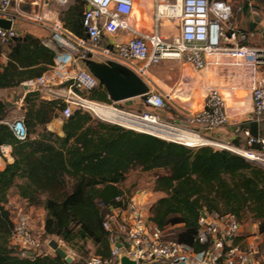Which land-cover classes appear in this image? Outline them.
<instances>
[{"label":"built area","instance_id":"built-area-1","mask_svg":"<svg viewBox=\"0 0 264 264\" xmlns=\"http://www.w3.org/2000/svg\"><path fill=\"white\" fill-rule=\"evenodd\" d=\"M25 1L0 0V20L10 22L8 29L0 26V45L8 44L19 35L12 27L15 18L48 27L50 36L39 40L52 45L53 64L43 74L22 82L20 86L27 92H37L42 99L59 100L63 104L62 118L80 109L100 121L185 147L210 146L228 150L264 169V137H253L243 130L245 148L232 149L208 136L228 122L225 99L217 88L207 91L199 110H180L185 123L180 127L158 117L156 111L163 109L170 97L152 90L148 79L149 68L162 60L182 61L203 76L209 59L216 56L228 59L235 67L264 66V47H221L222 41L238 39L243 42L247 39V34L229 26L232 10L228 0H143L153 12L149 30L136 25L141 19V13L137 19L134 16L136 0H82L85 2L81 19L84 37L64 28L58 17L46 18L40 11L22 12L19 5ZM70 1L74 0H34L31 3L37 7L49 4L65 6ZM262 14L264 16V7ZM163 20L167 24H163ZM162 27H167L164 35L160 31ZM86 59L113 62L137 75L148 87L147 93L136 97L140 99L137 108L123 110L117 106L119 102L88 99L86 94L98 87V81L84 68L82 61ZM250 100L252 112L247 122L258 121L264 113L263 80L252 88ZM102 109L143 120L152 127L122 124L101 113ZM9 126L18 140L25 138L26 131L20 120ZM178 133L195 138L194 144L177 137ZM9 148L0 146V155L3 156ZM139 193L138 190L132 194L123 193L114 198V205L104 206L106 215L102 228L107 233L109 255L105 258L91 255L81 264H117L120 252L135 264H260L255 245L240 234L241 225L233 215L201 211L203 214L200 213L196 232V242L201 249L195 250L168 238L167 230L159 229L150 220L148 208L138 200ZM48 241L41 240L40 229L28 215L19 213L15 216L10 242L21 256L40 253Z\"/></svg>","mask_w":264,"mask_h":264},{"label":"trees","instance_id":"trees-1","mask_svg":"<svg viewBox=\"0 0 264 264\" xmlns=\"http://www.w3.org/2000/svg\"><path fill=\"white\" fill-rule=\"evenodd\" d=\"M84 8V1L74 0L60 13L64 28L78 37L85 36ZM5 56L0 90L43 74L53 64L54 52L37 37L19 34L6 44ZM86 97L108 102L101 87ZM62 108L59 100L26 92L20 109L26 136L18 140L2 122L7 110L0 101V146H9L12 158L0 170V264H66L42 248L40 253L21 256L12 245L15 217L4 207L11 188L28 206L44 210L43 242L50 237L69 246L89 242L93 255L107 257L104 206L114 205V198L125 193L121 184L132 169L163 171L155 176L153 190L159 196L148 213L159 229H172L168 238L200 250L196 232L203 210L233 215L239 223L250 217L258 222V233H264V169L257 163L228 150L189 148L125 129L80 109L62 118ZM58 117L61 136L46 129Z\"/></svg>","mask_w":264,"mask_h":264},{"label":"crops","instance_id":"crops-1","mask_svg":"<svg viewBox=\"0 0 264 264\" xmlns=\"http://www.w3.org/2000/svg\"><path fill=\"white\" fill-rule=\"evenodd\" d=\"M32 1L34 0H26L21 3L19 9L21 10L23 6H28V10L21 11L26 13L40 11L46 18L52 19L53 17L54 19L58 17L60 19V13L54 9L56 5L49 4L37 7L31 3ZM262 2L264 1L238 0L235 6L232 4V16L229 20V26L247 34V39L243 42L238 39L236 41H222V48L232 45H243L253 48L264 47V16L262 14L264 3ZM12 27L19 34H29L40 40L50 36L46 25H39L21 18H15ZM160 31L162 35L166 34L167 27H162ZM119 38H121V35ZM45 46L53 50L52 45L46 43ZM5 61V50H3L0 53V65L4 64ZM148 79L152 90L167 94L170 97V101L165 108L157 110L156 114L162 121L180 127L185 126L180 110H199L207 91L210 88H217L225 99V112L228 116V122L224 126L215 129L208 136L215 142L224 144L232 149L245 148L242 131H248L244 123L251 118L250 92L258 81H264V66L254 68L235 67L228 59L216 56L209 59L206 75L203 76L189 64L182 61L173 59L162 60L157 65L149 68ZM26 92L21 86L0 90V101L5 104L7 110L2 122L10 125L12 123L10 122L12 115L14 113L21 114L20 109ZM19 120L21 118H17L14 121ZM253 122L257 123V130L260 132L259 136L264 137V113L260 120ZM46 129L59 136L62 135L61 121L59 120L53 119L46 125ZM11 161L9 148L3 156L0 155V170L4 168L5 163H10ZM12 190L14 191L16 208V205L11 204L12 201L8 198L9 192ZM9 192L4 207L9 211L11 207L14 209L24 208L27 215L33 218V223L39 221V229H42L44 210L41 207L28 206L17 196L14 188H11ZM45 247L44 245L42 246V251L49 253V248Z\"/></svg>","mask_w":264,"mask_h":264},{"label":"rangeland","instance_id":"rangeland-1","mask_svg":"<svg viewBox=\"0 0 264 264\" xmlns=\"http://www.w3.org/2000/svg\"><path fill=\"white\" fill-rule=\"evenodd\" d=\"M228 1L231 7H232V4L235 6V3L238 2V0H228ZM72 3L73 1H70L69 4L65 6H55L54 9L58 13H61V11L65 10L66 7L71 5ZM28 9H29L28 6H23V9L21 10H28ZM140 13H141V16H140ZM152 13H153L152 10L150 8H147L144 5L143 0H136V4L134 8V16H135V19H137L139 16L141 18L140 20H138L136 24L137 27L142 28L143 30H149L152 24V20H151ZM163 24H167V22L163 20ZM0 49L2 51L5 50L6 45H0ZM139 103H140V100L138 98H134V99H127V100L121 101L117 103V106L121 107V109L123 110H130L133 107H134L133 109L137 108ZM17 118H21V114L14 113L12 115V119L10 120V122H14V120H16ZM55 119L61 121L60 117L55 118ZM211 148L216 149L215 147H211ZM162 173H163L162 170L150 171V172H140L137 169H132L127 173L126 179L121 184V188L126 194H132L133 192L137 190L140 191L138 200L141 203V205H143L145 208H148L147 205L152 204L155 201V199L159 196L158 193H156L153 190V185H154L155 176L160 175ZM8 198L12 201L11 204L16 205L13 190L9 192ZM16 207L17 205L15 206V208ZM19 213L27 215L24 208L23 209L22 208L14 209L12 207L10 208L11 216L15 217ZM31 219L33 220V218ZM34 224L36 228L39 229L40 227L39 221L34 222ZM240 225H241L240 234L244 236L245 238L247 237V240L249 242H252L255 245L256 257L258 258L260 264H264V233L263 234L258 233V222L253 221L250 217H246L245 219L240 221ZM167 232L169 233L172 232V229L167 228ZM50 239H54L59 242V246L63 248L65 252L72 258L71 264H81L89 256L93 255V248L89 242H86L85 244L79 243L76 245L69 246V245L62 243V241L60 242L59 239L55 237H50ZM49 250L50 252L53 253V251L50 248Z\"/></svg>","mask_w":264,"mask_h":264},{"label":"water","instance_id":"water-1","mask_svg":"<svg viewBox=\"0 0 264 264\" xmlns=\"http://www.w3.org/2000/svg\"><path fill=\"white\" fill-rule=\"evenodd\" d=\"M0 26L8 29L10 22L0 20ZM82 64L96 78L98 87L103 88L109 101L117 103L127 99L141 97L148 92L147 85L137 75L119 64L113 62L102 63L89 59L83 60ZM244 125L248 128V133L251 136L256 137L260 134L257 130L256 122H246ZM47 246L66 264L72 262V258L67 255L56 240L50 239ZM117 264H135V261L128 259L120 252Z\"/></svg>","mask_w":264,"mask_h":264},{"label":"bare ground","instance_id":"bare-ground-1","mask_svg":"<svg viewBox=\"0 0 264 264\" xmlns=\"http://www.w3.org/2000/svg\"><path fill=\"white\" fill-rule=\"evenodd\" d=\"M101 113H104L106 115L108 114V115H110V117L112 116V118H114L115 120H117L118 122H120L122 124L132 125V126L137 127V128H143V127L147 128V126H150V128L152 127L151 125H149L147 122H145L143 120H136V119H133V118H131L125 114L117 113L114 111H106L103 109L101 110ZM150 130H152V129H150ZM176 136L180 137L181 139H185L186 142H191V144H194L193 142L195 141V138H193L192 136L179 134V133Z\"/></svg>","mask_w":264,"mask_h":264}]
</instances>
